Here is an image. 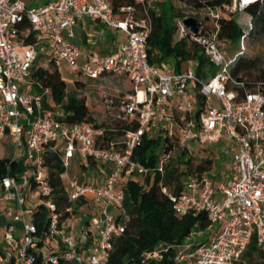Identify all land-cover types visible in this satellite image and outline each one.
<instances>
[{
	"label": "built area",
	"instance_id": "obj_1",
	"mask_svg": "<svg viewBox=\"0 0 264 264\" xmlns=\"http://www.w3.org/2000/svg\"><path fill=\"white\" fill-rule=\"evenodd\" d=\"M152 1L141 8L123 6L117 16L109 0H52L34 7L24 0H0V159L6 160L0 173V264H33L37 258L40 264H105L114 238L125 229L121 187L152 173L161 175L163 191L177 215L203 212L214 229L191 253L186 252L189 243L181 245L177 261L239 264L253 233L264 246V81L239 94L236 86L244 84L231 75L234 61L244 53L246 37H241V51L226 61L224 45L209 31L206 19H197L200 27L195 33L186 27L184 18H177L176 39L198 44L214 73L198 76V61L193 58L180 70L171 58L153 64L146 51ZM227 1L225 10L231 12L242 11L257 0ZM82 17L123 32L126 40L105 55L90 51L79 62L81 51L71 39ZM40 40L48 53L45 67L53 62L59 68L64 62L78 73L81 83L115 81L114 93L103 95L104 110L112 121L136 120L139 125L106 146L102 123H69L51 99L45 107L43 94L48 95L49 89L37 92L33 79ZM193 91L196 100L190 97ZM158 133L167 141L162 142L155 165L133 160V150L143 137ZM222 138L228 141L223 152L230 158L231 175L223 172L218 186L221 196L216 195L212 170L201 176L185 175L181 190L172 192L165 180L168 161L181 149L194 157L208 153ZM54 155L64 167L60 177L66 187L65 217L58 210L45 165ZM75 157L88 171L82 181L69 172ZM90 161L106 169L102 180L91 177ZM78 201L83 203L75 210ZM95 202L98 212L80 217V222L94 229V242L82 251L71 223L83 205ZM42 207L47 212L44 232L35 223ZM146 255L158 257L159 253Z\"/></svg>",
	"mask_w": 264,
	"mask_h": 264
},
{
	"label": "trees",
	"instance_id": "obj_2",
	"mask_svg": "<svg viewBox=\"0 0 264 264\" xmlns=\"http://www.w3.org/2000/svg\"><path fill=\"white\" fill-rule=\"evenodd\" d=\"M150 0H109L115 14L121 15V7L135 5L141 8ZM189 11L173 6L167 0L159 2L162 6L158 14L149 7L152 19V29L148 36L146 51L151 63L161 65L165 59L175 61L176 70H180L183 63L193 58L198 61L196 73L200 77L214 73L215 68L201 53L196 43L189 42L186 38L175 39L177 29L175 18L193 16L197 19H206L207 28L215 32L221 44H240L241 37L251 35L264 37V2L257 0L247 5L242 11L247 13V25L243 27L235 18V13L242 11H226L227 0H179ZM34 41V39H33ZM231 75L239 78L244 86H236L239 94L244 90H253L258 82L264 81V68L261 67L259 57L249 58L239 55L231 67ZM35 88L43 93L49 89V94H43V104L49 107L47 99L63 110L62 119L75 123L83 120H95L92 117L88 104L84 98H78L73 90H67L66 81L62 78L59 68L50 62L48 67H38L33 71ZM79 81L76 86H82ZM105 125L104 144L108 146L111 141L121 138L125 131L139 125L138 121L123 123L113 121ZM167 141L165 135H145L132 154V159L145 165H155L158 160L160 146ZM194 156L188 155L185 149H181L177 156L172 157L165 167L166 185L172 192L178 193L182 187V178L187 174L201 176L214 168V160L211 156L202 157L196 162ZM6 160L0 159V173L4 172ZM90 166L94 164L89 162ZM180 164L182 169H180ZM46 169L49 173L50 182L54 187L58 210L62 217L67 213L66 187L60 177L64 167L57 155L48 157ZM86 168V164L83 165ZM161 175L152 173L146 177H137L129 180L121 187L124 193L123 207L127 215L124 231L113 240V247L105 264H187L175 259L177 249L189 243L191 248L187 253L194 251L198 245L205 243L195 239V233L211 228L205 213H187L177 215L168 194L163 191L160 183ZM141 182H144L143 185ZM82 201L75 204V210ZM46 209L42 207L35 216V223L39 231L46 228ZM158 252V257H149L146 254ZM33 264H40L37 258ZM61 264H76L75 261H67ZM239 264H264V246L258 244L256 233L252 234L249 244L241 255Z\"/></svg>",
	"mask_w": 264,
	"mask_h": 264
},
{
	"label": "rangeland",
	"instance_id": "obj_3",
	"mask_svg": "<svg viewBox=\"0 0 264 264\" xmlns=\"http://www.w3.org/2000/svg\"><path fill=\"white\" fill-rule=\"evenodd\" d=\"M163 0H153L151 3L150 8L153 9L156 13H160L162 6L159 2ZM169 3H171L175 7L182 8L184 10L189 11L190 9L185 8L183 3L179 0H167ZM247 13L245 11L237 12L235 13L236 20L243 26L246 27L247 25ZM178 18V17H177ZM175 18V21L177 20ZM207 25H211V20H209ZM175 37V36H174ZM176 39V37H175ZM224 45V52H225V60H231L233 59V56L241 51V45L240 44H234V45H228L226 43H223ZM244 53L243 55L249 58L259 57V60L261 61V67L264 68V37H253L251 35H248L244 40ZM48 58V53L45 49L44 45L37 46V57L34 62V70L38 67H45L46 66V59ZM59 70L61 73L62 78L66 81L67 84V90L73 92L77 95L78 98H84L88 104L90 113L92 117L94 118L95 122L97 123H106L110 124L113 121L111 120V117L108 115V113L104 110L102 105V99L104 93L110 92L114 93V85L113 84H104L102 81H88L87 83H84L82 86H75V82L79 80V75L77 72L70 71L64 62L61 63L59 66ZM190 87H194V85L191 83ZM190 97L193 100L197 99L196 92L193 91L190 94ZM227 141L222 138L218 143L212 144L207 152H200V155L195 157V161L198 162L202 157L205 156H211L214 160L215 167L213 169V173H217L219 171V167L221 166L223 170L226 168V158L227 155L224 154V146ZM5 146L6 143H5ZM2 154V150L0 148V155ZM230 161V158H229ZM92 169H89V172ZM69 172L72 177H76L78 181H82L86 179L84 176L82 167L80 165L79 159L76 157L70 161L69 166ZM98 205L96 202L94 204H91L90 206V212L94 213ZM87 205H84L82 207V210H78L75 214V218L77 216L83 215L85 212ZM74 218V219H75ZM75 228V227H74ZM212 232V227L207 228L204 231H198L195 233V239L203 242L209 239Z\"/></svg>",
	"mask_w": 264,
	"mask_h": 264
},
{
	"label": "crops",
	"instance_id": "obj_4",
	"mask_svg": "<svg viewBox=\"0 0 264 264\" xmlns=\"http://www.w3.org/2000/svg\"><path fill=\"white\" fill-rule=\"evenodd\" d=\"M47 1H52V0H24L25 4L29 7L39 6L40 4L45 3ZM71 40L75 43V45L81 51L79 62H83L84 60H86L87 54L90 51H96L102 55H105V54H108L114 51L120 43L126 40V35L123 32L118 31L116 29L107 28L100 21H92L87 17H82L81 19L77 21V23L74 26V35ZM40 45H44L46 49V45L43 40H40L37 42V46H40ZM76 82H75V86H76ZM82 84L84 85V83ZM227 145H228V141L225 143L224 148ZM226 161H227L226 163L227 166L224 170L220 166L219 171L216 174L212 172L214 186L217 191L216 192L217 197L221 196L220 192H218V186L220 185L222 181L223 172H226L227 175H231L229 157L226 158ZM214 167H215V163H214ZM90 168L92 169L91 170L92 172H90L92 178L97 179V181L102 180L104 178L105 170H106L104 167H98V165H92L90 166ZM87 172L88 171L85 172L83 170L84 176L86 178L88 174ZM91 204H94V203L86 204L87 207L84 210L85 213H91L90 212ZM96 206L97 208L94 213L98 212L99 210V205H96ZM82 207L80 208V210H82ZM81 216L82 215L77 216L74 219V221L71 223V225L73 228L75 227L74 229L77 233V237L80 242L79 245L82 247V251H85V249L94 242V229L88 223L80 222ZM213 231L214 229L212 228V232Z\"/></svg>",
	"mask_w": 264,
	"mask_h": 264
},
{
	"label": "water",
	"instance_id": "obj_5",
	"mask_svg": "<svg viewBox=\"0 0 264 264\" xmlns=\"http://www.w3.org/2000/svg\"><path fill=\"white\" fill-rule=\"evenodd\" d=\"M184 24L191 31L195 33L199 32L200 22L197 20V18L193 16L186 17L184 18Z\"/></svg>",
	"mask_w": 264,
	"mask_h": 264
}]
</instances>
